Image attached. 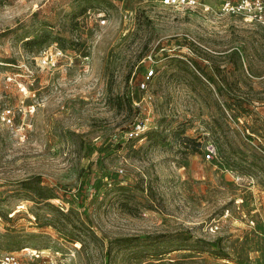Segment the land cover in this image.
Listing matches in <instances>:
<instances>
[{"label": "rangeland", "instance_id": "obj_1", "mask_svg": "<svg viewBox=\"0 0 264 264\" xmlns=\"http://www.w3.org/2000/svg\"><path fill=\"white\" fill-rule=\"evenodd\" d=\"M224 1L0 0V255L264 264V17Z\"/></svg>", "mask_w": 264, "mask_h": 264}, {"label": "built area", "instance_id": "obj_2", "mask_svg": "<svg viewBox=\"0 0 264 264\" xmlns=\"http://www.w3.org/2000/svg\"><path fill=\"white\" fill-rule=\"evenodd\" d=\"M160 2L165 6H170L179 9H188L194 8L198 4V0H160ZM222 10L226 13H242L250 18H263L264 17V0H240L236 3L231 0H225L222 3ZM155 74L154 69H149L146 71L145 79L140 83L141 88H146L149 80L153 78ZM145 121L139 122L135 129L130 132V135H138L145 131L146 127ZM215 146L209 145L207 147V157H211V152H214ZM45 251L37 252L34 251V255L36 258H40L41 254ZM0 264H73L70 260H58L57 258H51L48 261L43 262H27L17 256L15 253L6 252L0 255Z\"/></svg>", "mask_w": 264, "mask_h": 264}, {"label": "trees", "instance_id": "obj_3", "mask_svg": "<svg viewBox=\"0 0 264 264\" xmlns=\"http://www.w3.org/2000/svg\"><path fill=\"white\" fill-rule=\"evenodd\" d=\"M186 140L189 142H193V139H191V138H187Z\"/></svg>", "mask_w": 264, "mask_h": 264}]
</instances>
